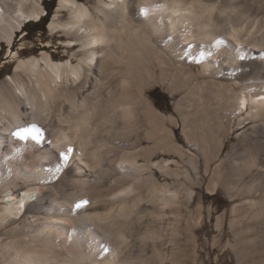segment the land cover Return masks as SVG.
<instances>
[{
  "label": "bare ground",
  "instance_id": "6f19581e",
  "mask_svg": "<svg viewBox=\"0 0 264 264\" xmlns=\"http://www.w3.org/2000/svg\"><path fill=\"white\" fill-rule=\"evenodd\" d=\"M6 1L0 0V43H11L25 19L46 12L40 0ZM48 26L64 30L68 48L78 50L67 60L49 51L19 55L14 73L0 80V264L185 258L182 195L189 189L179 177L192 178L166 157L175 151L178 165L184 149L134 88L146 77L137 81L133 70L147 71L153 61L155 73L171 65L188 73L198 64L200 77L214 78L217 95L228 85L220 77L233 80L225 102L251 123L228 160L238 173L234 182H244V204L257 208L252 213L264 223V0H58ZM33 124L41 129L39 142L13 136ZM139 157L146 163L136 166ZM159 158L162 172L180 181L175 186L153 167ZM188 164L198 172L195 159ZM122 167L137 174L129 179Z\"/></svg>",
  "mask_w": 264,
  "mask_h": 264
},
{
  "label": "rangeland",
  "instance_id": "374dc122",
  "mask_svg": "<svg viewBox=\"0 0 264 264\" xmlns=\"http://www.w3.org/2000/svg\"><path fill=\"white\" fill-rule=\"evenodd\" d=\"M40 1L43 3V7L49 2V0ZM80 1L88 5L97 3V0ZM4 4H8L6 0H4ZM57 4L58 0L49 22L57 10ZM62 14L60 19L63 22L70 20L69 13L64 11ZM30 20L35 22L39 19ZM24 22L20 29H17L11 43L4 40L0 43V80L9 78L14 73L19 55L25 58L49 51L53 53L54 56L51 57L54 60H67L73 52L78 50V48H68L66 43L69 38L65 35L64 30L54 32L48 23L45 31L27 34L22 28L28 22L27 19ZM17 51H21V54H18ZM140 61L139 58V63ZM153 63L154 61L152 64L148 63L147 71L139 68L133 70L134 76L146 77L141 82L142 84L137 77L138 85L134 88L140 94V101H145L143 108H153L163 115L167 121V129L170 130L174 141H177L184 149L185 156L183 157L186 159L183 160L184 162L176 165L174 158L178 156L175 151L171 150L166 155L169 158V163L172 162L174 169L180 168L183 172L189 171L192 178L189 181L184 174H180L179 177V180L186 182L187 188L190 190H186L182 195L184 213L181 237L184 253L182 256L185 258L179 261V264H264L263 256L260 255L262 251L264 252V242H262L264 223L261 222V225L263 224L261 226L259 219L252 213L257 208L244 204L248 195L247 192L240 189L244 182H234L237 180L238 173L231 172V162L228 160V152L245 136L243 133L251 123H243L242 118L246 113L239 115L234 111V107L229 108L225 102L227 96L231 97V94L233 95L235 92L231 90V84L229 85L230 81L233 83V80L220 77L219 79L228 82L229 88L226 86L222 95H217L216 87L213 85L214 78L211 76L200 77L197 74L198 64L192 65V71L188 69V73H182V69L175 65L168 66L164 72L159 70L155 73ZM203 79H208L209 82L202 85ZM189 91H195L198 97H190ZM234 113L237 114L236 117ZM148 146L149 143H145L140 148ZM191 158L198 162V172H194L190 168L188 159ZM139 159L136 166L146 163L143 157H139ZM159 160L161 159L155 160L152 164L159 170L162 182L168 181L172 186L178 184L180 181L177 176L162 172L158 165ZM121 171L131 172L128 176L129 179L137 174L133 168L128 170L127 167H122ZM165 178L166 180H164ZM231 182L235 183V185L232 184L235 187L231 185ZM230 185L233 189H229ZM238 188L239 193L242 194L238 193ZM244 208L248 210L252 208V210L246 212ZM254 217L255 219H253ZM256 225L258 226L256 227ZM251 251H255V257L249 256Z\"/></svg>",
  "mask_w": 264,
  "mask_h": 264
},
{
  "label": "trees",
  "instance_id": "16d2710c",
  "mask_svg": "<svg viewBox=\"0 0 264 264\" xmlns=\"http://www.w3.org/2000/svg\"><path fill=\"white\" fill-rule=\"evenodd\" d=\"M57 0H49L48 4H46V13L43 15L41 19L38 21H28L26 24L22 27L23 30L26 31L27 34H34L39 31H45L46 25L49 23V19L53 13L54 8L56 7ZM34 26H31V25Z\"/></svg>",
  "mask_w": 264,
  "mask_h": 264
},
{
  "label": "snow or ice",
  "instance_id": "6c2138e0",
  "mask_svg": "<svg viewBox=\"0 0 264 264\" xmlns=\"http://www.w3.org/2000/svg\"><path fill=\"white\" fill-rule=\"evenodd\" d=\"M40 135H41V129L34 124L31 125L30 127L20 128L18 131L13 133V136L19 138L20 140H28L29 138H31L32 140H35L37 142H39ZM61 155L64 159H67V157L64 156V154Z\"/></svg>",
  "mask_w": 264,
  "mask_h": 264
}]
</instances>
